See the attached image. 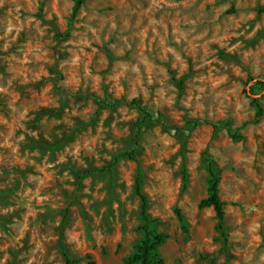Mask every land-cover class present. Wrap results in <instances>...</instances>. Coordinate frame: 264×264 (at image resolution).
<instances>
[{"label": "rangeland", "instance_id": "374dc122", "mask_svg": "<svg viewBox=\"0 0 264 264\" xmlns=\"http://www.w3.org/2000/svg\"><path fill=\"white\" fill-rule=\"evenodd\" d=\"M72 7L0 0V264H124L137 177L164 264H264V0Z\"/></svg>", "mask_w": 264, "mask_h": 264}, {"label": "trees", "instance_id": "16d2710c", "mask_svg": "<svg viewBox=\"0 0 264 264\" xmlns=\"http://www.w3.org/2000/svg\"><path fill=\"white\" fill-rule=\"evenodd\" d=\"M73 3V13H76V11L81 7L84 0H71ZM123 99L121 100H115V104L125 103ZM130 105H134L140 115L141 118H139L138 121H156L161 120V124L165 126L163 114L161 112H156V114H153L149 112L144 106L140 105L136 100H132L129 103ZM256 113L254 121H257L260 116L262 115V108L261 105L258 103L256 104ZM60 107L59 110L60 111ZM200 122L199 119H187L186 124L187 127H184L188 132L198 125ZM212 126L213 131H216L217 129L221 128L222 126H229V123H225L224 125H218L216 123H210ZM181 129V128H179ZM139 133V128L137 130V134ZM232 137L236 138L238 135L236 133L231 134ZM206 154V151L204 152ZM125 156H128L131 159H135V155L133 153H125ZM208 162V170H209V187H208V195L203 198L199 205L202 206H212L216 216L219 220L218 227L222 228V223L224 220V209H223V203L219 199L218 195V176L216 174V171L212 165V162L210 159L206 158ZM134 192L140 199L139 204V214L140 218L142 220V230H143V237L140 241V244L137 246V249L134 253L130 254L124 261V264H164V259L159 255L157 249L160 244H162L165 239L167 238V235L162 232H156L151 228L152 220L150 218V215L148 214V207H149V199L147 195L143 192L141 188V183L138 177L134 181ZM180 219V217H179ZM65 263L66 264H75V262L70 258V256L65 252L63 253ZM89 264H95L93 260L89 261Z\"/></svg>", "mask_w": 264, "mask_h": 264}]
</instances>
